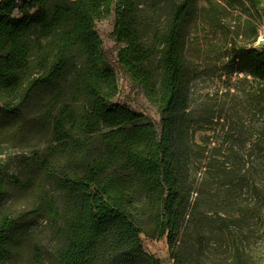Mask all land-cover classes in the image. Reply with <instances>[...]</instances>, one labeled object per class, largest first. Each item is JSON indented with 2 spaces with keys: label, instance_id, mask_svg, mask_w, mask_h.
<instances>
[{
  "label": "trees",
  "instance_id": "16d2710c",
  "mask_svg": "<svg viewBox=\"0 0 264 264\" xmlns=\"http://www.w3.org/2000/svg\"><path fill=\"white\" fill-rule=\"evenodd\" d=\"M234 4L264 21V0H0V264H161L141 236L172 264H264V46L230 49L257 82L231 123L217 98L193 107L185 56L196 17ZM111 12L158 121L112 102Z\"/></svg>",
  "mask_w": 264,
  "mask_h": 264
},
{
  "label": "rangeland",
  "instance_id": "374dc122",
  "mask_svg": "<svg viewBox=\"0 0 264 264\" xmlns=\"http://www.w3.org/2000/svg\"><path fill=\"white\" fill-rule=\"evenodd\" d=\"M200 5H204V3L201 2ZM223 7L224 5L218 9L221 15L216 18L205 14L196 17L186 40L185 56L193 77L191 83L193 107H200L206 99V95L214 100L217 98L220 102L225 103L226 109H230L227 116L231 123L234 122L231 117L233 113L239 111L241 114L243 110L249 108L251 94H257L255 90L257 82L252 76L237 70V60L231 62L230 49L234 46L233 44H236L237 47L245 45L262 51L264 45L256 43L257 37L253 40L249 34L250 27L243 23V19L259 24L257 34H261L263 37L264 21L259 22L250 18L237 4H234V9L224 7L223 10ZM14 16H18L17 13ZM114 24V12H111L106 18L95 21V30L101 39L106 63L115 70L118 78L119 94L112 102L126 105L150 120L158 121L156 110L147 102L138 86L124 75L116 63L121 44L113 36ZM246 31L247 36L244 37ZM231 68L233 72L229 74ZM225 92L227 93L225 94ZM246 123L248 124V122ZM203 134L198 133L196 139H199ZM250 242L254 245V256L261 259L263 251L259 248L255 249V247H258L259 244L263 245L264 238H252ZM141 243L144 250L159 259L161 264H172L165 238L152 240L141 236Z\"/></svg>",
  "mask_w": 264,
  "mask_h": 264
},
{
  "label": "built area",
  "instance_id": "2783aa9c",
  "mask_svg": "<svg viewBox=\"0 0 264 264\" xmlns=\"http://www.w3.org/2000/svg\"><path fill=\"white\" fill-rule=\"evenodd\" d=\"M256 43L264 45V37L261 34L257 36Z\"/></svg>",
  "mask_w": 264,
  "mask_h": 264
}]
</instances>
